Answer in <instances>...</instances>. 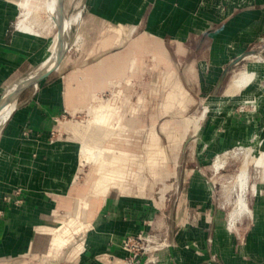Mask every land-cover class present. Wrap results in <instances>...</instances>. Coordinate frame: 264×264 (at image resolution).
<instances>
[{
    "label": "crops",
    "instance_id": "obj_1",
    "mask_svg": "<svg viewBox=\"0 0 264 264\" xmlns=\"http://www.w3.org/2000/svg\"><path fill=\"white\" fill-rule=\"evenodd\" d=\"M22 1L0 0V95L12 83L30 74L42 60L48 42L41 34L21 29ZM87 1L92 13L101 17L97 36L88 51L89 55L98 56L104 49L118 48L126 40L133 43L135 40L130 39V34L134 27L145 19L146 12L153 6H163L166 0ZM250 17L253 19L248 12L242 15L243 19ZM240 21L234 20L227 28L228 34L231 31L233 36L229 44L217 41L221 31L212 35L211 43L222 42L226 53L232 52L240 41L235 36L236 23ZM149 23L159 31L165 26L156 12L151 13ZM182 32H187V23ZM148 36L144 32L138 40L148 39ZM183 41L193 60L205 59L208 54L209 58H216L210 55V49L203 47V33ZM150 42L154 50L165 57L162 39L153 38ZM178 50L184 53L179 44ZM221 53L217 58L225 57V52ZM64 60L63 57L59 67L37 86L27 88L19 95L14 111L0 129V210L3 212L0 218V264H118V259L127 255L121 248L123 238L148 230L159 217L156 202L145 196L141 188L132 192L130 184L123 178L126 174L124 159L115 152L109 156L108 147L101 146L99 133L103 132L102 123L107 121L103 118L104 112L91 109L93 118L88 125L58 121L56 128L81 138L79 147L73 137L68 140L55 138L57 119L75 111V100L81 104L88 102L103 80L102 59L73 74L64 71ZM173 77L174 70L169 69L167 81L171 82ZM251 83L240 90L244 97L255 94L256 84ZM173 89L174 96L188 101V91L178 79L173 81ZM220 94L217 90L215 95ZM215 103L217 105L209 114L203 112L200 118L192 121L196 133L193 142L200 143L196 146L197 164L190 169V177L178 197L179 205L169 218L173 244L159 253L161 264H215L212 258L220 264H264V227L260 232L262 237L251 238L247 248H239L235 236L226 230L203 172L205 159L223 154L238 143H250L256 134H260V129L264 128V99L258 100L255 110H240L243 102L230 98ZM171 105L168 103L166 109ZM95 124L98 125L93 129ZM161 130L177 147V130L173 131L166 122L161 124ZM158 138L156 136L157 144ZM77 157L80 166L85 161L93 162L84 184L78 187L75 186ZM214 161L212 167L216 173ZM259 184L264 188L262 170ZM73 189H76L75 195L71 194ZM255 203H264L262 194L256 197ZM259 206L263 211L259 217L264 223V204ZM58 210H63L65 215L56 225L53 215ZM251 217L248 215L249 219ZM228 227L237 230L236 223L234 229ZM80 231H83L80 243L67 250L73 235ZM252 248L261 256L259 260L251 256ZM242 250L249 253L244 256Z\"/></svg>",
    "mask_w": 264,
    "mask_h": 264
},
{
    "label": "rangeland",
    "instance_id": "obj_2",
    "mask_svg": "<svg viewBox=\"0 0 264 264\" xmlns=\"http://www.w3.org/2000/svg\"><path fill=\"white\" fill-rule=\"evenodd\" d=\"M87 2V0L83 1L80 17L71 27V41L64 54L63 68L66 73L73 74L86 65H92L102 59L100 69L103 80L100 85H97L93 96L88 98V102L81 104L75 100L77 103L75 111L57 119L55 138L68 140L73 137L70 131L56 128L58 121H77L88 125L93 118L91 109L104 112L103 118L107 120L102 123L104 133L97 132L100 135L101 146L106 149L108 147L109 156L115 152L116 156L124 159L126 174L123 178L130 184L131 191L135 192L141 188L145 196L151 197L156 202L159 213L165 214L166 217L163 218L159 215L168 226L169 218L179 205L178 197L181 188L190 177V169H194L197 164L196 146H200V143L193 142L196 133H194L192 121L197 117L200 118L203 112L209 114L219 99L230 98L236 102H243L240 110H255L258 100L264 99V71H261L251 83L256 84L255 94L248 97L243 96V91L231 97L224 94L225 88L238 72L264 60V10L261 15L264 0H171L170 2L166 0L163 6L154 4L155 6L146 12L145 19L138 22L139 24L131 32L130 39L135 40L133 43L132 40H126L118 48L104 49L98 56L89 55L88 51L97 36V26L100 24L101 17L92 13ZM76 3L77 0L64 1L68 13L74 10ZM155 7H157L156 10ZM152 12H156L159 20L165 24L160 31L149 25ZM244 12L251 14L253 19L251 17L243 19ZM19 20H21V29L41 34L45 42L56 33V27L51 24L49 17H39L30 6L21 9ZM234 20H241L235 27V36L240 38V41L232 52L227 54L223 43L227 45L229 40H232L231 31L230 38L227 28ZM185 23H187V32L183 33ZM218 31H221L222 35L217 41L223 40V43L212 44V35ZM144 32L149 34L148 39L139 41L138 37ZM200 33L204 34L203 47L210 49V55L215 56V59L209 58L208 54L205 59L193 60L188 53L183 40ZM153 38L162 39L166 48L165 57L154 50L150 42ZM178 44L184 53H180ZM221 52H225V57L217 58L219 54H222ZM241 54L245 55V58L232 64V61ZM41 61L39 60L30 73L39 66ZM191 68H193L192 71H190ZM169 69L174 70L171 82L166 78ZM175 79H178L187 89L188 101L172 94ZM217 82L220 96L213 94L214 85ZM76 87L79 89L78 86ZM168 103L172 105L166 109ZM104 105L107 106L104 107ZM164 122L169 124L173 131L177 130V147L172 145L166 133L161 130V124ZM97 125L95 124L93 129ZM156 136L159 137L158 144ZM73 139L79 147L81 138L77 136ZM261 139H264V128L260 129V134H256L250 143L241 142L229 148L224 167L216 173L212 167L216 156L204 160L203 172L209 180L210 192L222 214L226 230L235 236L236 244L243 249L247 248L251 238L259 239L263 236L260 232L263 230L264 223L261 216L259 217L263 211L259 205L263 206L264 203H255V199L259 194L264 197V188H261L259 184L263 167L264 141L249 160L248 190L245 192V197L252 211V217L249 219L248 216L245 218L246 215H241L236 222V231L228 227L229 212L235 206L238 194V186L233 183V180L243 161L242 150ZM219 157L224 158L221 154ZM80 164L81 161L77 157L75 172L77 187L84 184L93 162L85 161L82 166ZM71 194L75 195L76 189H73ZM64 215L63 210H58L53 215V220H57L56 225ZM82 235L83 231L75 233L70 245L67 244V250L80 243ZM168 238L170 239V233ZM247 250L241 251L244 256L247 252L249 253ZM250 254L255 259L261 258L253 248Z\"/></svg>",
    "mask_w": 264,
    "mask_h": 264
},
{
    "label": "bare ground",
    "instance_id": "obj_3",
    "mask_svg": "<svg viewBox=\"0 0 264 264\" xmlns=\"http://www.w3.org/2000/svg\"><path fill=\"white\" fill-rule=\"evenodd\" d=\"M64 1L65 0H63V3ZM83 1L84 0H77V3L75 4L76 6L71 13H68L64 5L63 46L67 49L71 41V27L74 23L78 21L80 17ZM21 6L22 8L30 6L33 9V11L37 12L39 17H46V16L49 17V21L51 22V24L56 27V23L59 16L57 9V0H23L21 2ZM56 33L54 34L53 37H51L48 40L45 46V50L43 52L42 61L39 64V66L29 75L12 83L2 94L3 104L2 107L0 108V129L4 125V123L8 120V118L10 117V115L12 114V112L16 107L18 95L14 94V90L16 89L17 83L19 81L24 82L26 80H30L34 78L40 71L47 70L53 66L57 56V49H58L57 48L58 41H57ZM261 71H264V60L258 61L257 63L251 65L248 69L238 72L237 75L231 79V82L226 87L224 94L229 96L237 94L245 85L252 82L254 78L256 79V77ZM263 141L264 139L263 140L261 139L258 142L253 143L251 146L245 147L241 152L243 154V161L239 169V172L235 175L233 180V183L238 186V194L236 196L237 198H236L235 206L229 212L230 228L234 229V225L241 215H247V216L252 215V211L248 207V203L245 197V192H247L248 190L249 160L259 150V147ZM228 153L229 152L227 151L221 154L222 156H224V158L219 157L220 155L216 156V160L214 161V168L216 172H218L221 168L224 167L227 161L226 155ZM262 177H264V166L262 168Z\"/></svg>",
    "mask_w": 264,
    "mask_h": 264
},
{
    "label": "built area",
    "instance_id": "obj_4",
    "mask_svg": "<svg viewBox=\"0 0 264 264\" xmlns=\"http://www.w3.org/2000/svg\"><path fill=\"white\" fill-rule=\"evenodd\" d=\"M159 214L161 218L166 217L163 212ZM2 215L0 210V218ZM160 215L148 230H140L123 238L121 248L127 255L119 258L118 264H161L159 253L171 246V239L168 238V226Z\"/></svg>",
    "mask_w": 264,
    "mask_h": 264
},
{
    "label": "water",
    "instance_id": "obj_5",
    "mask_svg": "<svg viewBox=\"0 0 264 264\" xmlns=\"http://www.w3.org/2000/svg\"><path fill=\"white\" fill-rule=\"evenodd\" d=\"M57 9H58V20L56 23V35H57V41H58V49H57V56L55 59V62L53 64V66L47 70H43L40 71L34 78L30 79V80H26V81H19L16 85V89L14 90V94L19 95L26 90L27 88L33 87V86H37L39 84L40 81H42L43 79H45L49 74H51L54 70H56L63 57L65 54V51L67 50V48H65L63 46V28H64V3L63 0H57ZM245 58V55L241 54L239 56H237L233 61L232 64H236L238 63L241 59ZM218 85L216 86V89L214 91V96L218 90ZM6 88V87H5ZM18 99V98H17ZM3 104V100H2V93L0 95V108L2 107ZM208 114V113H206ZM173 244V241L171 240V245ZM211 261L215 264H220L216 259L212 258Z\"/></svg>",
    "mask_w": 264,
    "mask_h": 264
}]
</instances>
